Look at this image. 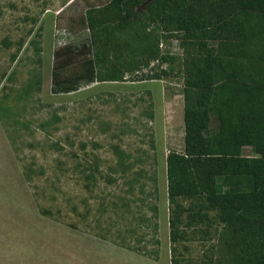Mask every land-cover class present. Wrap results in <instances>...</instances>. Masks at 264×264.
Returning <instances> with one entry per match:
<instances>
[{
    "label": "rangeland",
    "instance_id": "374dc122",
    "mask_svg": "<svg viewBox=\"0 0 264 264\" xmlns=\"http://www.w3.org/2000/svg\"><path fill=\"white\" fill-rule=\"evenodd\" d=\"M109 2L0 0V115L3 135L18 159L14 161L5 151L0 157V176L7 177L9 185L0 186V221L12 230L2 246H9L11 239V245L22 251L44 242L60 243L69 259L74 248L91 243L78 233L65 231L69 228L104 234L108 242L138 249L151 258L158 249L159 257L171 264L166 159L171 151H185L180 41L163 39L160 34L161 51L181 58L172 64L152 61L149 67L141 65L126 73L122 82H95L71 93L52 92L56 50L73 49L71 63L60 70L79 72V61L86 58L80 51L89 49L87 54L92 57L95 46L83 19L93 7ZM144 8L145 4L138 11ZM118 38L123 45L130 35L125 31ZM38 47L43 49L41 65ZM122 55L128 60L134 57L127 48ZM65 60L62 57L61 62ZM151 68L172 74L160 80H137ZM38 69L42 73L40 92L34 84ZM148 91L154 99V119L149 118ZM212 128L215 131L213 124ZM115 147L132 156L130 161L136 165L130 172L112 170L118 164ZM244 154L254 155L251 147H245ZM141 171L144 177L135 182L134 174ZM155 177L158 201L154 199ZM154 203L159 210V234L152 229ZM182 203L189 207L188 200ZM188 214L182 217L184 234L176 244L177 257L186 264H227L216 247L222 226L197 222ZM209 216L214 218L215 212ZM5 254V250L0 254L1 260L7 259Z\"/></svg>",
    "mask_w": 264,
    "mask_h": 264
},
{
    "label": "trees",
    "instance_id": "16d2710c",
    "mask_svg": "<svg viewBox=\"0 0 264 264\" xmlns=\"http://www.w3.org/2000/svg\"><path fill=\"white\" fill-rule=\"evenodd\" d=\"M83 21L92 31L93 56L87 54L89 49L81 50L86 58L79 61L80 71L64 74L60 69L71 63L74 50H56L54 94L75 92L84 84L125 81L126 73L149 67L152 61L180 60L161 51L160 34L163 39H178L184 51L179 71L184 78L185 151H171L166 159L171 264H186L176 255L186 213L197 222L222 226L216 247L225 263L264 264V0H110L90 9ZM125 31L130 38L121 45L118 33ZM126 48L134 54L130 60L122 55ZM42 51L38 47L40 65ZM171 74L151 68L137 80H160ZM34 84L40 92L39 69ZM148 95L149 118L154 119L152 92ZM245 147L254 155L246 156ZM114 152L118 164L112 170L127 173L135 167L130 154L117 147ZM134 175L139 182L144 171ZM153 183L158 201L156 177ZM182 200H188V208ZM156 204L151 221L159 234ZM209 212H215L214 218ZM94 236L109 241L104 234ZM155 242L160 247V240ZM155 253L158 260V249Z\"/></svg>",
    "mask_w": 264,
    "mask_h": 264
},
{
    "label": "crops",
    "instance_id": "0c3cea01",
    "mask_svg": "<svg viewBox=\"0 0 264 264\" xmlns=\"http://www.w3.org/2000/svg\"><path fill=\"white\" fill-rule=\"evenodd\" d=\"M2 125L3 122L0 119V157L2 158V151H5L7 154L9 153L12 156L14 161H18L16 156L17 153L16 151H14L12 144H10V142H8L7 140V137L3 135ZM6 156L8 157V155ZM17 169L18 168L16 163V171ZM3 176H5L4 173L2 174V177ZM23 180L24 184L26 185L27 183L25 179ZM2 184H4L6 187L9 186L7 182V177H5L3 180L0 176V186ZM0 218L2 221L3 217ZM1 221L0 254L5 250V255L7 259H0V264H167L162 259V257H159L158 260H155L154 258L129 250L125 247L110 243L94 235L86 234L79 230L69 228L65 231L78 233L81 237H84V239H88V241L91 242L90 244L83 245V247L79 246L77 248H74V253L69 259H66L65 256L68 254V252L66 253V248L60 247V243L56 246V244L44 242V244L41 246H29V249L25 247L24 251H22L20 247H18L16 244V246L11 245V239V244L9 246H2L3 238H6L7 242V240L10 239L8 232H11L12 230L10 228L6 229L5 226H1ZM7 237L9 238L7 239Z\"/></svg>",
    "mask_w": 264,
    "mask_h": 264
}]
</instances>
